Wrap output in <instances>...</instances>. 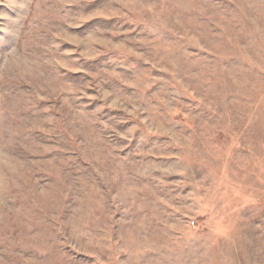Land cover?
I'll list each match as a JSON object with an SVG mask.
<instances>
[{
    "label": "rangeland",
    "instance_id": "obj_1",
    "mask_svg": "<svg viewBox=\"0 0 264 264\" xmlns=\"http://www.w3.org/2000/svg\"><path fill=\"white\" fill-rule=\"evenodd\" d=\"M0 264H264V0H0Z\"/></svg>",
    "mask_w": 264,
    "mask_h": 264
}]
</instances>
